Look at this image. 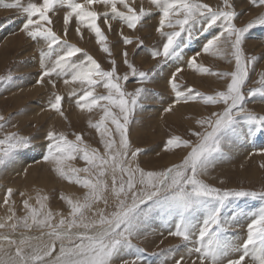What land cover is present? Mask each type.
Returning <instances> with one entry per match:
<instances>
[{"label": "snow or ice", "instance_id": "6c2138e0", "mask_svg": "<svg viewBox=\"0 0 264 264\" xmlns=\"http://www.w3.org/2000/svg\"><path fill=\"white\" fill-rule=\"evenodd\" d=\"M161 10L155 31L162 37V46L150 50V55L158 61L159 67L141 71L129 59L125 50L123 64L127 71L118 74L116 61L105 70L88 52L64 38L68 26L75 17L95 34L103 52L111 55L107 36L98 24L101 15L111 30V19H119L130 30H137L151 13L142 6H134L129 0H67L69 11L63 17L64 36L57 34L52 24L50 12L65 0H42L41 3H23L14 0L4 7L20 9L26 19L21 31L33 41L42 39L46 50L41 49V73L37 83L45 78L52 88L56 87V77H67L64 84L79 82L83 94L76 100L81 109L91 111L102 109L103 115L91 124L100 134L103 152L84 143L82 135L75 134L70 140L63 132L49 130L43 160L53 165L63 178L81 185L86 191L82 198H61L66 201L69 211L59 218L47 208L48 197L37 194L35 205L31 197L22 201L23 214L17 215L14 207L8 208L6 218L0 219V264H117L120 253L133 247V238L147 230L150 220L156 215L177 217L175 228L170 236L179 237L193 246L189 254H196L192 264H264V207L247 224V237L242 244L224 238L228 227L235 222L223 216L225 202L229 197H260L264 191H247L212 186L201 177L214 164V154L222 152V132H231L245 137L264 130V115H259L247 107L250 99L259 97L264 102V72L255 82L258 86L247 88L250 65L256 57L247 56L243 45L246 34L257 25L264 26V13L238 26L235 21L238 13L233 9V0H222V6L213 7L204 0H150ZM253 5L264 6V0H251ZM93 5H103L107 10L101 14L93 10ZM122 5L124 11L118 8ZM199 23L209 29L219 24L210 39L202 44L203 53L218 54L234 60L231 71L212 72L208 67L197 63L201 52H196L185 63L203 73H209L226 81L224 90L205 94L193 88L181 91L177 82L183 72L182 66H174L168 77L174 95V103L181 101H202L206 106H216L219 110L195 120L203 131L191 130L196 138L193 142L179 135H171L164 143L165 150H187L179 163L162 170H145L138 163V155L143 151L134 148L130 140L129 125L137 104L147 91L143 87L134 92L124 90L121 83L150 80L154 71L163 69L169 60H179L182 56V34L191 39L195 25ZM78 35H83L76 28ZM125 45L132 39L121 33ZM142 44V41L140 42ZM57 53L52 61L53 53ZM76 58L75 60L73 58ZM82 57V58H80ZM49 62L51 67H49ZM11 79L0 76V81ZM102 84L107 95H94V89ZM75 95V91L70 96ZM49 107L63 116V97L53 93ZM117 109V111H113ZM172 105L165 108L171 111ZM244 117V123L237 116ZM7 118L0 116V129ZM31 137L16 132H7L0 138V167L22 150L30 148ZM264 153V150H262ZM79 157L84 167H73L69 161ZM264 166V165H262ZM81 173L84 175L82 176ZM14 195L7 189L4 204L8 205ZM26 194L20 193L21 197ZM14 203V201H13ZM193 212L203 214L202 220H195ZM58 245V248H57ZM139 259V257H137ZM183 257L176 260L181 264ZM123 264H129L125 261Z\"/></svg>", "mask_w": 264, "mask_h": 264}, {"label": "rangeland", "instance_id": "374dc122", "mask_svg": "<svg viewBox=\"0 0 264 264\" xmlns=\"http://www.w3.org/2000/svg\"><path fill=\"white\" fill-rule=\"evenodd\" d=\"M14 0H0V76L8 77L0 81V116L7 118L3 129H0V138L7 132H16L24 137H31V147L17 152L6 166L0 167V219L6 218L8 208L14 207L17 215L23 214L22 201L31 197L30 203L35 205L37 194L47 196L46 206L54 215H66L69 208L62 196L73 199L82 198L86 191L81 185L61 177L52 164L43 160L47 144L46 133L49 130L63 132L70 140L75 139V134L82 135L84 143L91 148H97L103 152L100 134L91 126L103 115L102 109L94 107L91 111L81 109L76 100L83 94V87L79 82L64 84L67 77H56V87L52 88L45 78L43 84L37 83L41 69V49L46 50L45 42L40 39L33 41L21 31L22 23L26 16L17 8L4 7L6 3ZM28 3L29 0H22ZM41 3L42 0H30ZM83 3L84 0H76ZM134 6H142L149 10L151 15L138 25L137 30H130L119 20L108 17L111 30L104 23V18L98 20V24L107 36V43L111 55L103 52L97 43L95 34L91 29L78 24L75 17L68 26L67 36L64 37L70 43L82 48L92 55L105 70L110 69L111 61L115 60L119 75L127 71L123 64L122 53L126 50L128 59L141 71H149L156 66L161 57L153 58L150 50L162 46V37L155 31L158 26L161 10L152 5L150 0H129ZM213 7L222 6V0H204ZM124 11L122 5H118ZM233 9L238 13L235 21L238 26H243L248 21L264 13V6L253 5L251 0H233ZM67 0L63 5H57L56 9L49 13L52 24L49 25L57 34L64 36L63 17L69 11ZM93 10L103 14L107 9L103 5H93ZM79 27L82 36L78 35ZM219 30V24L209 29L197 23L191 39L187 34H182V56L177 61L169 60L167 65L158 71H154L150 80L141 83L138 80L121 83L124 90L134 92L143 87L147 91L137 104L135 113L129 125L130 140L134 148L143 151L138 155V163L145 170L159 171L174 163H179L187 150H165L164 143L171 135H179L193 142L196 138L191 135V130L203 131L195 123L196 119L209 115L212 111L219 110L216 106H206L202 101L187 103L181 101L174 103L175 93L168 83V77L174 66H182L178 83L181 91L193 88L205 94H213L215 91L224 90L226 81L218 76L203 73L195 67H187L185 61L196 52H201L197 57V63L208 67L212 72L231 71L234 69V60L229 63L227 58L218 54L203 53L202 44L210 39L215 31ZM121 33L132 39L131 44L125 45L121 39ZM142 41V44L140 43ZM247 56L256 57L250 65L249 80L246 87L258 86L255 82L259 74L264 72V26L257 25L246 34V42L243 45ZM57 53H53L52 61ZM82 58V57H80ZM76 59L75 57L73 58ZM49 62V67H51ZM75 91V95L70 93ZM53 93L63 97L61 104V116L55 110L50 109L49 100L53 99ZM108 90L99 84L94 89V95H107ZM172 105L171 111H165ZM259 115H264V102L259 97L250 99L247 105ZM117 111V109H113ZM237 120L244 123L242 115ZM222 152L214 154V164L201 178L206 183L215 187L244 189L247 191H264V130L243 136L237 131L233 136L231 132H222ZM73 167H84L85 162L77 157L69 161ZM83 176L84 174L81 173ZM11 188L14 195L9 204H4V196L7 189ZM24 192V197L20 193ZM14 201V203H13ZM264 207V199L260 197H229L225 202L223 216L229 219L234 217L235 222L228 227L223 234L224 238L236 244H242L247 237V224L254 218V214ZM195 220H202L203 214L193 212ZM177 217L173 215H156L150 220L147 230L139 237L133 238V247L120 253L117 264L127 261L129 264H176V260L183 257L181 264H192L196 260V254H189L188 249L193 245L185 243L179 237L169 235L175 228ZM58 248V245H57ZM139 257V259H137ZM248 264H252L251 261Z\"/></svg>", "mask_w": 264, "mask_h": 264}]
</instances>
